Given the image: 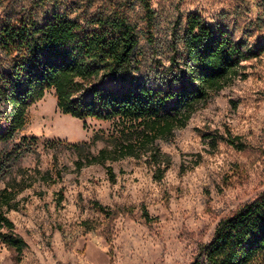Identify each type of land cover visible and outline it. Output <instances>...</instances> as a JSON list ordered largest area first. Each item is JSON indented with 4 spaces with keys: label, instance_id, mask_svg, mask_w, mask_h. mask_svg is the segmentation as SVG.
<instances>
[{
    "label": "rangeland",
    "instance_id": "obj_1",
    "mask_svg": "<svg viewBox=\"0 0 264 264\" xmlns=\"http://www.w3.org/2000/svg\"><path fill=\"white\" fill-rule=\"evenodd\" d=\"M37 1L0 0V18L9 2L35 7L39 17L53 7L39 8ZM152 8L151 43L141 11L131 14L139 43L128 79L155 86L169 80L170 58L174 48L182 49L191 12L250 46L264 44V0H152ZM141 131L128 121L64 114L53 89L31 105L25 126L0 144V152L19 151L0 192L14 194L6 216L26 244L18 258L0 243V264H191L219 221L264 190V53L242 62L185 127L146 147ZM227 137L242 149L226 143ZM125 145H133L135 154L105 162L114 182L104 165L76 169L78 160Z\"/></svg>",
    "mask_w": 264,
    "mask_h": 264
},
{
    "label": "trees",
    "instance_id": "obj_2",
    "mask_svg": "<svg viewBox=\"0 0 264 264\" xmlns=\"http://www.w3.org/2000/svg\"><path fill=\"white\" fill-rule=\"evenodd\" d=\"M12 2L0 18L2 145L25 126L30 106L53 89L59 110L75 119L137 123L145 134L140 145L146 147L185 127L197 106L218 93L242 62L264 53V44L250 46L227 28L212 27L199 13L191 12L182 49L174 48L170 58V78L155 86L125 77L139 43L131 14L135 8L141 11L143 33L151 43L152 0H38L37 7L42 9L53 3L41 17L35 7L23 10ZM225 142L239 150L243 147L236 138L227 137ZM71 148L81 152L80 145ZM134 154L133 145L112 152L102 149L75 165L78 170L85 164L104 165L109 181L114 182L115 174L105 162ZM19 156L18 150L0 152V181ZM13 197L7 189L0 192V243L19 258L26 244L6 216L14 207ZM57 201H62L61 192ZM142 218L146 224L151 222L145 210ZM191 264H264V190L219 221Z\"/></svg>",
    "mask_w": 264,
    "mask_h": 264
}]
</instances>
